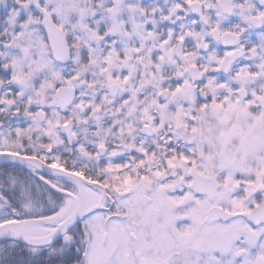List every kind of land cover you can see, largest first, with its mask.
Wrapping results in <instances>:
<instances>
[{
	"label": "snow or ice",
	"instance_id": "1",
	"mask_svg": "<svg viewBox=\"0 0 264 264\" xmlns=\"http://www.w3.org/2000/svg\"><path fill=\"white\" fill-rule=\"evenodd\" d=\"M0 264H264V0H0Z\"/></svg>",
	"mask_w": 264,
	"mask_h": 264
}]
</instances>
